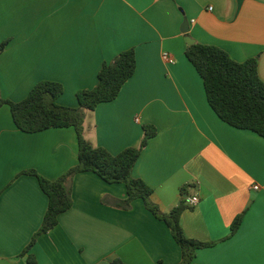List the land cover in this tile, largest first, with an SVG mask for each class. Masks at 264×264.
Here are the masks:
<instances>
[{
  "label": "crops",
  "instance_id": "crops-1",
  "mask_svg": "<svg viewBox=\"0 0 264 264\" xmlns=\"http://www.w3.org/2000/svg\"><path fill=\"white\" fill-rule=\"evenodd\" d=\"M188 37L237 62L258 58L264 81V0H0V45L7 42L0 95L18 102L54 81L64 87L58 103L76 108L103 65L134 48L135 74L115 100L86 112L84 137L118 154L139 146L143 126L154 125L133 177L153 189L163 213L185 195L200 197L195 206L185 201L180 217L187 237L214 243L197 251L195 264H264V138L215 113L186 56ZM78 151L74 128L27 133L8 105L0 107V264H178L181 248L168 225L142 199L117 207L125 184L94 172L70 180L72 207L27 250L49 197L23 172L55 180L78 163Z\"/></svg>",
  "mask_w": 264,
  "mask_h": 264
},
{
  "label": "trees",
  "instance_id": "trees-1",
  "mask_svg": "<svg viewBox=\"0 0 264 264\" xmlns=\"http://www.w3.org/2000/svg\"><path fill=\"white\" fill-rule=\"evenodd\" d=\"M6 45L7 42L0 45V54ZM186 56L203 79L207 100L215 113L229 125L252 130L264 138V81L259 73L258 58L237 62L225 50L198 42L188 46ZM136 65L134 48L121 52L111 62L105 63L99 71L97 86L78 92L79 106L76 108L58 103L64 87L54 81L39 82L26 98L18 102L0 95V107H10L13 120L20 130L36 133L51 128L72 127L78 138V163L57 179L45 178L36 170L23 172L36 176L49 197L42 226L27 250L38 235L53 229L58 224L59 216L72 207L73 198L68 183L76 174L84 172H94L110 184H125L127 198L118 201L119 208L129 209L134 200L142 199L146 208L168 225L179 244L182 258L178 264H195L197 251L214 244L189 238L185 234L180 222L186 208L185 199L169 213H163L151 199L153 189L143 180L133 177L135 163L150 139L157 134L154 125L143 126L144 136L139 146L128 147L118 154L94 146L84 137L86 112L95 110L101 103L115 100L124 84L135 74ZM187 191V187L181 188L183 195ZM244 215L240 214L234 219L231 235L239 230ZM113 264L126 263L115 259Z\"/></svg>",
  "mask_w": 264,
  "mask_h": 264
},
{
  "label": "built area",
  "instance_id": "built-area-1",
  "mask_svg": "<svg viewBox=\"0 0 264 264\" xmlns=\"http://www.w3.org/2000/svg\"><path fill=\"white\" fill-rule=\"evenodd\" d=\"M165 59L167 60H170V55L168 53H165L164 56H163ZM255 189H258L259 187L258 186H255L254 187ZM186 200V203L189 205V206H195L199 203L200 201V197L198 195H193V196H187L185 198Z\"/></svg>",
  "mask_w": 264,
  "mask_h": 264
},
{
  "label": "water",
  "instance_id": "water-1",
  "mask_svg": "<svg viewBox=\"0 0 264 264\" xmlns=\"http://www.w3.org/2000/svg\"><path fill=\"white\" fill-rule=\"evenodd\" d=\"M187 42H188L189 45H193L195 43V41L193 39H191L190 37L187 38ZM184 197L186 198L187 195H185Z\"/></svg>",
  "mask_w": 264,
  "mask_h": 264
}]
</instances>
